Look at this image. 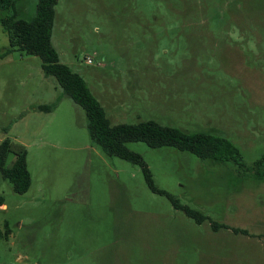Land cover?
I'll use <instances>...</instances> for the list:
<instances>
[{
    "label": "rangeland",
    "instance_id": "rangeland-1",
    "mask_svg": "<svg viewBox=\"0 0 264 264\" xmlns=\"http://www.w3.org/2000/svg\"><path fill=\"white\" fill-rule=\"evenodd\" d=\"M37 4L18 0V17ZM56 12L53 46L113 125L219 135L246 167L127 144L158 188L230 229L198 223L94 144L85 110L16 49L0 59V145L26 148L31 186L18 194L0 174V264H264V180L251 169L264 156V0H59Z\"/></svg>",
    "mask_w": 264,
    "mask_h": 264
},
{
    "label": "trees",
    "instance_id": "trees-1",
    "mask_svg": "<svg viewBox=\"0 0 264 264\" xmlns=\"http://www.w3.org/2000/svg\"><path fill=\"white\" fill-rule=\"evenodd\" d=\"M17 2L18 0H0L1 11L13 12L12 16L0 19V24L9 38V47L0 53V59L16 49L39 57L44 73L56 78L64 93L85 110L89 121L88 131L94 144L100 146L108 156L118 157L140 166L149 188L155 193L166 196L176 209L184 211L188 217L200 224L210 220L201 212L182 204L169 192L158 188L144 158L131 151L127 144L144 142L151 148L174 147L189 151L202 160L220 163L232 160L241 167H246L240 150L225 137L206 132L190 133L177 127L162 125L155 120L113 125L85 79L61 61L60 54L52 44L56 6L59 0H38L36 16L32 20L18 17ZM53 108L48 105L37 107L38 110L46 112L52 111ZM10 154L14 155L11 165L7 164ZM27 155L23 145L14 144L9 139L0 145V174L4 180L12 183L14 191L18 194H25L31 186ZM251 169L258 179L264 180V156L255 161ZM1 205L3 203L0 201ZM211 224L214 230L230 229L217 222L211 221ZM5 225L6 234H11L8 223L6 222ZM233 231L236 234H248L246 230L233 229Z\"/></svg>",
    "mask_w": 264,
    "mask_h": 264
},
{
    "label": "crops",
    "instance_id": "crops-1",
    "mask_svg": "<svg viewBox=\"0 0 264 264\" xmlns=\"http://www.w3.org/2000/svg\"><path fill=\"white\" fill-rule=\"evenodd\" d=\"M1 202L3 203V205H1L0 208H3V209L7 208V205L4 203V201H1Z\"/></svg>",
    "mask_w": 264,
    "mask_h": 264
},
{
    "label": "built area",
    "instance_id": "built-area-1",
    "mask_svg": "<svg viewBox=\"0 0 264 264\" xmlns=\"http://www.w3.org/2000/svg\"><path fill=\"white\" fill-rule=\"evenodd\" d=\"M88 63H92V60L90 58H88Z\"/></svg>",
    "mask_w": 264,
    "mask_h": 264
}]
</instances>
